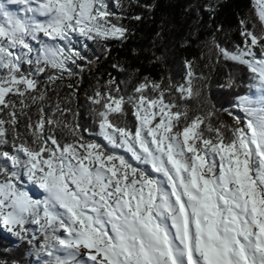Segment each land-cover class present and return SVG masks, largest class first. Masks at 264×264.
<instances>
[{"label": "snow or ice", "instance_id": "snow-or-ice-1", "mask_svg": "<svg viewBox=\"0 0 264 264\" xmlns=\"http://www.w3.org/2000/svg\"><path fill=\"white\" fill-rule=\"evenodd\" d=\"M254 6L264 27V0ZM119 19L109 0H0V227L31 246L35 264H264V32L242 19L243 46L216 45L251 73L224 109L232 124L214 126L215 112L189 119L180 101L200 91L186 62L183 84L145 79L127 99L114 80L97 91L102 144L58 118L70 109L42 105L47 86L83 70L73 38L126 39ZM126 104L132 127L113 120ZM57 129L72 139L61 143Z\"/></svg>", "mask_w": 264, "mask_h": 264}, {"label": "trees", "instance_id": "trees-1", "mask_svg": "<svg viewBox=\"0 0 264 264\" xmlns=\"http://www.w3.org/2000/svg\"><path fill=\"white\" fill-rule=\"evenodd\" d=\"M109 4L120 18L118 22L128 30L126 39L85 41L74 37L72 44L86 58L79 61L83 70L72 66L77 75L65 76L56 84L47 86L42 106L50 115L56 104L62 109H70L64 116L57 114L58 118L73 126L78 124L86 140L106 144L97 135L100 106L90 99L97 91H107L108 82L114 80L119 85V95L127 99L135 94L134 89L145 79L162 81L165 87L183 84L188 72L186 62H191L197 77L194 84L200 95L180 101L182 107H187L189 119L215 112L212 117L214 126L219 127L221 122L233 123L224 109L233 110L229 101L234 104L236 93L243 95L249 91L251 73L246 66L220 56L216 45L229 50L243 46L242 19L257 35L264 32L257 19L254 0H120V6L115 5V0H109ZM136 16L141 19H135ZM230 78L235 80V85L222 87ZM68 84L73 87L68 88ZM39 106L38 102L26 110L32 120L37 119ZM125 109L126 115H114L113 120L132 127L135 121L131 105L126 104ZM26 123L27 117L21 116L18 131L24 139H28ZM85 129L87 131H83ZM56 132L61 143L72 139L65 129ZM115 151L134 166L138 165L123 149ZM23 186L34 198L42 199V190L37 186L28 182ZM29 228L34 232L36 226L30 225ZM14 261L35 264L31 246L0 227V264H13Z\"/></svg>", "mask_w": 264, "mask_h": 264}, {"label": "rangeland", "instance_id": "rangeland-1", "mask_svg": "<svg viewBox=\"0 0 264 264\" xmlns=\"http://www.w3.org/2000/svg\"><path fill=\"white\" fill-rule=\"evenodd\" d=\"M75 41H76V45H78V42H77L76 38H75ZM257 52H259V48H257Z\"/></svg>", "mask_w": 264, "mask_h": 264}]
</instances>
